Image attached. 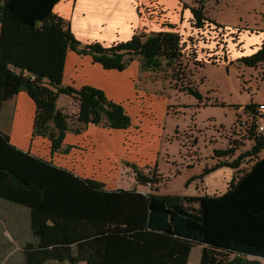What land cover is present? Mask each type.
<instances>
[{
  "label": "trees",
  "instance_id": "trees-1",
  "mask_svg": "<svg viewBox=\"0 0 264 264\" xmlns=\"http://www.w3.org/2000/svg\"><path fill=\"white\" fill-rule=\"evenodd\" d=\"M59 1L0 0V119L3 104L25 92L35 106L30 140L46 139L50 157L60 149L67 132L78 135L90 125L111 130L131 125L124 107L108 100L101 90L63 86L69 51L118 72L135 57L141 59V70L171 66L180 92L199 107L207 106L198 87L185 82V69L180 67L182 40L174 24L109 47L82 46L69 24L53 13ZM189 13L196 30L206 23L220 28L206 18L203 1L190 7ZM261 35L259 46L239 58L238 64L249 68L264 64V31ZM59 95L76 100L74 126L56 107ZM242 112L261 118L251 103ZM239 132L252 147L230 162L226 160L234 155L235 146L214 150L217 162L199 174L202 178L222 167L237 171L245 158H253L249 169L234 176L224 194L173 197L105 189L51 159L14 146L0 129V200L28 213L23 264H187L195 246L201 247L200 264H260L248 258L264 260V158H258L264 136L253 127ZM136 175L142 184L144 178Z\"/></svg>",
  "mask_w": 264,
  "mask_h": 264
},
{
  "label": "rangeland",
  "instance_id": "rangeland-1",
  "mask_svg": "<svg viewBox=\"0 0 264 264\" xmlns=\"http://www.w3.org/2000/svg\"><path fill=\"white\" fill-rule=\"evenodd\" d=\"M136 1L141 6V14L149 22L145 36L167 30L163 27L166 23L174 24L182 40L184 58L180 67L185 69V82L197 86L199 92L204 94L205 99L202 103L211 105L218 102L224 106L203 108L195 115L194 107L199 106L197 104L191 106V103L187 102L193 99L180 92L178 84L172 80L171 66L167 67L164 64L162 69L152 71L150 75L143 72V75L148 84L147 94L156 95L158 105H166V114L176 118H167L166 122L165 120L159 122V136L163 128L165 132H170L176 126L185 124L183 119L188 121L186 128L175 129L166 139L179 145L178 155L173 144L169 146L166 144L164 149L167 151H162L159 142L155 145L154 135H140L133 128L129 130L127 128L120 132L116 131L109 139L96 135L87 139L81 150L84 149L89 155H93L92 165L87 163L82 165L79 160L72 159L67 149L57 152L53 158L58 163L71 167L76 163L80 168H77L78 171H83L106 189H129L145 194L173 197L224 194L234 176H241L253 164L254 159L245 158L237 171L222 167L199 178L204 168H209L217 162L212 150L203 149L202 143L205 147L213 146L218 141L226 148L229 145L235 146V153L226 160L227 162L247 152L253 143L247 141L239 132H235L233 126L225 129L221 125L210 123L199 128L196 124H202L212 118L222 122L229 121L230 112L226 105H236L233 107L242 115V108L246 105L254 104L257 111L258 105L264 104V64L257 68H249L237 63L239 58L249 56L259 45L261 31H264V0ZM201 1L204 3L206 18L220 28L209 23L201 30L191 27L189 8L196 7ZM138 59L141 63V59ZM222 63L229 67L224 69L223 66H219ZM204 65L209 66L201 69ZM175 69L178 70V67ZM59 96L58 109L67 116L68 124L74 126L76 100L66 95ZM7 108H10V105ZM131 114L133 115L132 112ZM0 129L10 137L14 146L24 150L17 143L20 132L13 134L9 109L2 110ZM167 134L161 137L165 139ZM48 145L45 141H39V144L34 141L30 143L33 153L40 157L49 156ZM172 155L177 156L171 157ZM137 173L144 178L142 184L136 178ZM153 181L157 183L154 184ZM200 251L199 246L192 248L187 264H200ZM17 252L12 254L10 264H21ZM248 260L264 264V260L253 258Z\"/></svg>",
  "mask_w": 264,
  "mask_h": 264
},
{
  "label": "crops",
  "instance_id": "crops-1",
  "mask_svg": "<svg viewBox=\"0 0 264 264\" xmlns=\"http://www.w3.org/2000/svg\"><path fill=\"white\" fill-rule=\"evenodd\" d=\"M136 2V0H60L54 6L53 13L69 24L70 33L80 45L98 43L102 47H109L115 43L126 42L135 34H147L146 29L147 26L149 27V22L141 14V6ZM120 35H122V37H120ZM261 38L262 37H260V42ZM254 50L252 52H254ZM207 66L209 65H204L201 69ZM219 66H223L224 69L229 67L225 63L219 64ZM143 72L150 75L152 71L146 72L141 70L138 58L133 59L129 66L123 71L118 72L115 70L103 69L99 64L94 63L89 56L78 55L69 51L65 58L62 84L64 87H71L73 89L90 86L101 90L108 100L120 104L125 108L127 115L131 119V125L128 127V130L133 128L137 134L154 135L156 137L155 145L159 142L162 151H167V149H164L166 144L167 146L173 144L176 148V154L178 155L179 145L169 142L166 139L173 134L175 129L186 128L188 121L183 119L186 123L181 126H176L174 130L170 132H165L163 128L161 136L165 133H169L166 135L165 139L159 136V122L162 120L166 122V120H168L167 118H172L173 116L166 114V105H158L156 95L147 94L148 84L145 82ZM201 95L204 97V94ZM58 99L56 102L57 109L59 108L57 105ZM187 102L189 104L191 103V106L197 104L194 99L193 101L187 100ZM9 105L10 108H7ZM233 106L236 105H226L227 110L230 112L229 121L222 122L221 120L212 118L202 124L196 125L201 128L212 123L218 126L221 125L225 129L232 127L238 116L241 115L238 109ZM207 107L214 106L194 107L195 115L200 109ZM5 108L9 109V113L11 114L12 131L14 130L13 134L15 132H20L17 137V143H19L24 150H29L33 153V149L30 146V143L33 141L37 144H39V141H45L48 144V141L42 138H36L32 142L30 140L35 106L25 92L22 91L13 99L5 102L2 106V110H5ZM158 111L160 112L158 113ZM161 115L162 117H160ZM173 118L176 119L175 117ZM116 131L120 132L122 130H111L90 125L78 135L67 132L57 152L67 149V151L69 150V157L72 159L75 158L79 160L82 165L85 163L91 164L94 160L93 155H89L84 149L81 150V147L83 148L87 139L94 135L109 139ZM138 138H140V136ZM202 145L203 149H211L212 152L216 148L219 150L226 149L220 141L210 147H205L203 143ZM56 153L54 155H56ZM54 155H52V157L48 156L43 158L51 159L56 165L71 170L81 178L94 180L83 171H78L77 168L79 167L76 163H74L75 166L72 167L64 165L63 163H58L55 161V158H53ZM177 155H172L171 157H176ZM153 157L156 158L154 155ZM258 158H264V150L259 153ZM140 193L145 194L143 192ZM28 238L27 211L16 204L0 200V264H10V259L15 251H18V260L23 264L21 247Z\"/></svg>",
  "mask_w": 264,
  "mask_h": 264
},
{
  "label": "built area",
  "instance_id": "built-area-1",
  "mask_svg": "<svg viewBox=\"0 0 264 264\" xmlns=\"http://www.w3.org/2000/svg\"><path fill=\"white\" fill-rule=\"evenodd\" d=\"M34 78L31 77V80ZM258 116H261V118H257L256 115L252 113H243L240 115L234 124V130L235 132H248L250 128L253 127L255 133L260 134L264 136V104H259L257 111H255ZM240 134V132H239ZM245 135V133H244Z\"/></svg>",
  "mask_w": 264,
  "mask_h": 264
}]
</instances>
